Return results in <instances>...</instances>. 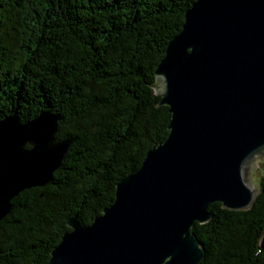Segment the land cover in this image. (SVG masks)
I'll use <instances>...</instances> for the list:
<instances>
[{
	"label": "trees",
	"instance_id": "trees-1",
	"mask_svg": "<svg viewBox=\"0 0 264 264\" xmlns=\"http://www.w3.org/2000/svg\"><path fill=\"white\" fill-rule=\"evenodd\" d=\"M194 1L0 0V120L48 111L54 141L68 142L51 179L11 199L0 264H46L68 220L101 214L116 183L166 138L171 115L154 71ZM258 188L249 209L214 202L212 218L193 224L199 264H264V177Z\"/></svg>",
	"mask_w": 264,
	"mask_h": 264
},
{
	"label": "water",
	"instance_id": "water-1",
	"mask_svg": "<svg viewBox=\"0 0 264 264\" xmlns=\"http://www.w3.org/2000/svg\"><path fill=\"white\" fill-rule=\"evenodd\" d=\"M154 74L171 115L166 138L101 214L68 220L46 264H199L205 251L190 229L212 218L207 207L252 206L264 159V0H195ZM56 128L48 111L0 120V220L60 165L68 142L54 141Z\"/></svg>",
	"mask_w": 264,
	"mask_h": 264
},
{
	"label": "rangeland",
	"instance_id": "rangeland-1",
	"mask_svg": "<svg viewBox=\"0 0 264 264\" xmlns=\"http://www.w3.org/2000/svg\"><path fill=\"white\" fill-rule=\"evenodd\" d=\"M258 167L255 168L253 173L251 174V180L255 187H259V181L264 177V159L257 162Z\"/></svg>",
	"mask_w": 264,
	"mask_h": 264
}]
</instances>
